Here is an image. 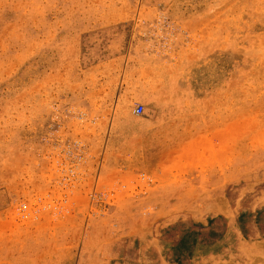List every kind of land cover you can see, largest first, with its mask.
I'll list each match as a JSON object with an SVG mask.
<instances>
[{
  "label": "rangeland",
  "instance_id": "obj_1",
  "mask_svg": "<svg viewBox=\"0 0 264 264\" xmlns=\"http://www.w3.org/2000/svg\"><path fill=\"white\" fill-rule=\"evenodd\" d=\"M262 253L264 0H0V264Z\"/></svg>",
  "mask_w": 264,
  "mask_h": 264
},
{
  "label": "bare ground",
  "instance_id": "obj_2",
  "mask_svg": "<svg viewBox=\"0 0 264 264\" xmlns=\"http://www.w3.org/2000/svg\"><path fill=\"white\" fill-rule=\"evenodd\" d=\"M259 245V244H258ZM254 249H255V253L258 251V254L257 255H261V248H258L257 247V249L256 248H253V253H254ZM233 251H236V252H238L237 251V248L236 247H234L233 249H232ZM263 254V253H262ZM264 255V254H263ZM253 258V257H252ZM259 258V257H258ZM255 259H257V258H255ZM259 260H260V258H259ZM259 260H257V261H259ZM211 261H213V258L211 259ZM211 263V262H210ZM214 264V263H213Z\"/></svg>",
  "mask_w": 264,
  "mask_h": 264
}]
</instances>
